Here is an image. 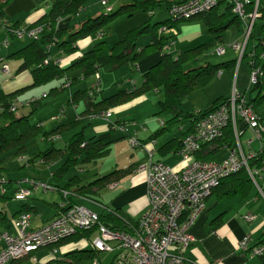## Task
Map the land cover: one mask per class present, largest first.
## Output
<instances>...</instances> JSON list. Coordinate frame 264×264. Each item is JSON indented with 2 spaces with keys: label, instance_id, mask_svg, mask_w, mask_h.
<instances>
[{
  "label": "crops",
  "instance_id": "0c3cea01",
  "mask_svg": "<svg viewBox=\"0 0 264 264\" xmlns=\"http://www.w3.org/2000/svg\"><path fill=\"white\" fill-rule=\"evenodd\" d=\"M56 1L57 0H9L3 8L2 16L4 21H6V23L14 28H36L40 26L43 27L40 35V40L38 41L40 48L43 51L49 53L50 57L48 58L53 61H59L58 66L60 67V70H66L67 68L72 66L77 58L91 50L97 42L104 40L109 46H111L117 41L123 39L125 34L136 26L148 21L152 22L151 17L154 15L153 14L152 16H149L146 13H137L129 19H125L123 17L119 18V20L116 21L114 25L111 24V30L109 31L107 36L100 37L99 35H94L93 37L83 39L81 42H79L80 45L78 47V51L68 56L61 55V52H58V50L54 48V44H50L49 39L46 38V36L48 35L46 34L47 31L45 30V25L51 12L52 6ZM99 1H101V3H99ZM102 1L104 0H88L83 9H81L77 15L57 20L55 25L56 28L66 29L69 33H72L73 31H76L80 27L81 23H83L88 18H95L101 14H105L107 12L106 5L110 7L111 10H113L115 8H118L120 5L122 6L129 3L128 0H124L126 1L125 3L121 2L120 0H107L106 5H103ZM116 2L117 4H115ZM75 17H77V19H75ZM15 38L16 37L9 34L4 29H0V42L4 41L0 44V66L2 64H6L8 66V73H0V93L4 96L15 94L13 101H18L19 99L17 97L20 92L35 87L44 88L49 83L55 81L54 85L45 94V97H56L64 90H68L69 96L65 105H70L74 111V119L72 121H66V119H61L58 114L55 115L53 117L54 122H58L59 120L60 122L54 128H50L49 130H47L44 128L41 121H38L35 124H31L29 115H18L17 105H15L16 109L15 111H13V116L15 118L26 117L30 125H34L40 130L39 133L36 134V136L26 142L24 149L25 152L23 153V155L26 154L28 150V142L32 139L39 138L43 143L50 142V144L52 145V143L59 140L63 141L64 138H66L63 141L62 147H54L52 145V147L56 149L63 150L69 145V141L72 139V137L77 134L82 135V139L84 140V142L93 139L96 141H100V143L102 144H107L109 152L107 156L95 161L94 163H81V160L79 159L74 166L78 165L79 163L83 166L96 164L100 160L109 157L113 151L116 154L114 155L115 161L110 166L111 168L107 173L98 174L96 172L93 178L94 180L88 181L84 180V178L83 181L80 175L67 176L69 170L72 167L69 168L67 172L62 176L55 175V172L59 170L65 158L58 161H51V163H49L48 165L43 164L45 168H40L38 170L35 169L31 174H26L24 173V171H21L15 178L13 177V173H11L8 169L11 184L7 186V191H5L4 194L0 193V216H2L0 217V234H2L3 232H7L10 235L15 234V229L12 226V221L19 214L25 212L31 214V229H37L47 224L59 214V206L63 201V193L68 194V191L52 190L51 192L59 194V200L57 201L54 197L50 196L52 202H45L48 206L43 205V203L40 206H37L35 202L38 201L33 198V195H36L39 192V189H41L43 192H47L42 188L37 187L35 189H32L31 195L28 198H25V200L20 201V203L15 204L9 202L11 199H14L13 195L17 188H29L28 184L22 182L24 179H30L42 183L46 182L48 184L56 183L60 188H65L68 184V188L65 189L75 191L83 185L92 183L93 181L103 176L118 171V173L112 177V180L105 186H101L99 187V189L93 187V189H91V192L93 193H89V195L85 197H74L73 200L79 206H81L82 202L97 204L98 207H100L98 212L88 208V210H92V212L97 215H105L106 213L110 212V210H113L117 211L119 215L130 219L133 222H137L148 206V200L146 197L145 175L143 173H137L136 171L137 167L141 163L145 162L147 153L140 150H131L129 149L130 147L128 148L129 145L127 143V140L129 134L135 135L140 142L145 144V147L149 151H152L153 160L162 162L163 164L179 172L185 166V163L182 161L179 155V143L191 128L194 120V117H192L193 114L197 115L199 113H203L204 111H207L210 107H212L215 101H217L218 99H226L228 97H226L227 90L218 89L215 90L214 94H212L213 100H211L212 102H210L211 106L207 107V104L209 103V98H207V100L203 99L201 107L193 104L191 105L193 106L191 110H186L183 108V103L186 100L189 101L197 97L193 94V91L192 93L187 95L180 104H175V108L173 110H167L165 108H162L160 104V102H163L165 99L164 90L160 88L152 89L150 91L139 94V96H136L129 102H124L115 106L114 108L107 109V111H110L111 113L110 117L108 118L109 122L117 125H123L127 130V132L125 133H113L114 131H111L107 122L104 123L102 121H99L100 123H97L96 121H92L94 120L93 116L84 114L85 102L83 100H77V102L74 103L72 97L77 93L86 92L94 85L98 86V99L100 100L111 97L120 90L134 91L140 88L143 85L144 81L143 75L160 61V52H156L142 58L135 68H132L129 65H124L129 72V76L127 78H124L125 82H127V84L125 85H123V81H116V83L112 84V80L111 78H109V76L111 75H102L99 70L97 71L99 79H96L95 75L84 76L81 69L71 68L68 69L66 73L60 77H55L51 81L42 85L33 86V79L30 71L19 70L22 60H18L15 57L16 53L30 46L33 43V40L24 37L23 39H17V41H15ZM138 40H140L141 43L140 45H138V49L140 50L143 47L151 44L152 36L151 38L149 36H144L142 38H139ZM147 42L149 43L145 45V43ZM2 44L3 48H1ZM174 47L177 48V45L172 42V46L169 49L170 55L172 56H176L181 52L180 50H178L177 52H173V49H175ZM173 58L176 59L175 57ZM199 59V57H194L191 59L189 58V60L183 62L182 70L188 71L202 67L206 64H210L206 63L204 65L196 66L195 68L190 67L188 69H184L185 64L191 61H199ZM232 60L235 59H230L227 61ZM235 68L237 69V66ZM105 69L113 72L118 70L119 68L111 70L108 68ZM234 69L232 68L222 71L219 70L217 73L219 77H223L224 73L226 72L228 76H230V78H233ZM239 70V68L236 70L234 78V83L236 85L235 91L240 94L246 102H249V98L253 97L254 94H251V86L249 85V82H247L246 70L242 72H240ZM121 74L122 76L125 75V71ZM120 77L121 76L117 75L116 79H119ZM87 79H89V82H87ZM211 80L208 82V84L211 82ZM85 81L87 82L86 86L82 85V83H85ZM245 81L247 83H245ZM223 83L228 86L229 90V77H227V79H225ZM232 84L233 82H231V85ZM244 92L248 93L247 99ZM150 93H153L157 97V99L155 97L153 98L151 95L149 96ZM38 99H35V104H30V100L25 103L21 102L20 106H32V110L34 111L36 108L41 106V101ZM225 103L226 102H224V104ZM59 109L61 115L65 116V114H67L68 117L69 115L72 116V113H65L68 109H64L63 107H59ZM131 112H133V114H131ZM157 115L159 116V120H156L154 118ZM0 118L5 121L3 125L0 122L1 129L8 124V120L5 118V116L1 115V110ZM65 118L67 117L65 116ZM97 119L100 120L102 118ZM79 124L82 126V129L80 130L79 128H77ZM237 128L240 132L239 144L243 153L245 155H248L250 153L256 152L259 149V143L254 139L252 132L241 123L237 125ZM247 131L250 132V136L242 142V137ZM52 132L53 135H55L54 133L57 134V137L53 140H51L50 137L47 138L49 135L52 136V134H50ZM62 133L65 134L62 135ZM231 134L233 139L232 142L230 144H224L217 153L213 154L211 160L221 161L222 159L219 160L217 159V157L222 153V151H225L227 152L226 154H228L230 149L235 148L236 139L232 128ZM255 144L256 146H254ZM214 146L216 147V145ZM41 152L43 151L36 152L33 154V156ZM6 167H9L8 163L6 164ZM252 168L259 169V167ZM112 181H117L118 186L116 188L110 189L108 185ZM257 183L261 191H264V173H262V178H257ZM100 189L106 190V194H108L106 198H103V202L93 198L97 195V192ZM41 194L42 198L44 197V195H48L45 193ZM2 196H4L5 198ZM8 206H10L8 209L9 213L6 211V207ZM245 215H253L254 220L251 223H246L243 219ZM189 233L193 237V241L185 251V255L187 258L193 261L194 264H264V257H252L249 252L242 253L239 250L240 241L247 235L250 237V243L248 245L249 249L257 245H264V195L259 192L258 188L253 183L252 187L247 191V193L242 196H239L237 194L222 196L216 192L212 193L206 201L204 212L190 228ZM74 245L76 244H69L62 247L61 249L63 251H68L70 248L72 249V246ZM2 246L3 241L0 239V247ZM57 251L58 249H53L51 251V255L56 254ZM32 255L33 253L30 254L29 257L21 259L20 263L24 261L27 262L29 260L38 262V260L35 259ZM45 258L41 259L39 264H41V262Z\"/></svg>",
  "mask_w": 264,
  "mask_h": 264
},
{
  "label": "trees",
  "instance_id": "16d2710c",
  "mask_svg": "<svg viewBox=\"0 0 264 264\" xmlns=\"http://www.w3.org/2000/svg\"><path fill=\"white\" fill-rule=\"evenodd\" d=\"M180 1L181 0H130L129 3L122 6L120 5L118 8L110 10L105 14H101L95 18H88L81 23L76 31L69 33L66 29L56 28V21L77 15L88 0H57L52 6L45 25V30L47 31L46 34L48 36H46V38L49 39V43L54 44V48H56L58 52H61V55L69 56L76 53L80 45L79 42L83 39L93 37L94 35H99L100 37L107 36V33L111 30L110 26L114 25L119 18L123 17L129 19L137 13H146L152 16L156 10L166 11L169 17L161 22L156 21L152 23L148 21L143 23L128 31L123 39L111 46L104 40L97 42L91 50L77 58L75 63L66 70H60V67L54 65L52 62L46 66L43 65V61L50 57L49 53L40 48L38 42L40 38L38 40H33L30 46L15 54L18 60H22L19 70H29L33 79L32 85L39 86L51 81L55 77L64 75L66 71L71 68L81 69L84 76L95 75L100 68H108L111 70L120 68L124 65L135 68L142 58L162 51L163 54H161L160 61L143 75L144 81L140 88L134 91L120 90L113 96L101 100L98 99L99 92L94 88H90L86 92L75 94L72 100L74 103L77 102V100H83L85 102L84 114L96 116L121 103L129 102L141 93L160 88L163 89L165 93L164 101L160 102L162 108L173 110L175 104H180L187 95L207 85L219 70L234 69L237 64L236 60H232L216 65L206 64L188 71L182 70L183 62L189 60V58L198 57V54L204 47L198 46L180 52L176 56L170 55L169 49L173 42L172 34L177 32V22L201 18L206 26H208L209 32L213 33L216 38H220L223 31L231 24L241 23L239 17L232 12V4L226 1H220L212 9L201 12L190 18L173 20L169 13V7ZM253 4L252 1V5L249 4L247 6V11L253 9ZM258 11L261 13L260 19L262 21H255L240 60L241 63L246 57L249 58L248 65L250 72L255 68H259L261 72L255 83L250 84L249 82L251 94H254V96L249 98V102L245 101L246 104L251 106L254 110L256 105L264 98V0H259ZM161 28H165L170 32H160ZM143 34H151L152 42L139 50L137 47V40L139 36ZM166 47L169 49L165 50L164 48ZM248 47H250L249 52H247ZM14 96L15 94L4 96L0 93L1 115H4L8 120V124L0 129V179L6 181L5 184L0 186V189L2 188L5 191H7V186L11 184L6 164L12 158L21 157L25 152L26 142L36 136L40 131L36 126L30 125L26 117L15 118L13 116L10 107L13 105L15 106V104L12 103ZM228 101L229 98H220L215 101L214 105L207 111L197 115L193 114L192 117L196 119L204 114H208L221 105V103L224 104V102ZM53 132L50 134L53 135ZM50 136L51 135L47 137L46 135L47 138ZM232 140L231 127L228 126V128L224 130L223 136L213 144L205 145L196 155V158L203 161L211 160L213 154L217 153L224 144H230ZM214 145H216V147ZM108 152L107 144H102L100 141L93 139L84 142L82 135L77 134L72 137L69 141V145L65 149L60 150L51 146V148L34 155L25 165L34 164L37 163V161H42V165H48L51 161H58L65 158L59 170L55 172V175L62 176L69 168L73 167L79 159L81 163H94L107 156ZM262 163H264V152L257 154L255 158L249 160V165L251 167H261ZM25 165H23V167H25ZM117 173L118 171L112 172L92 183L79 187L75 191L65 189L68 188V184L65 188H60L56 183H50V185L56 191H68L65 202L67 206H73L77 205L73 200L74 197L88 196L89 193H93L91 192L93 187L99 189V187L105 186ZM251 187V180L247 173L242 170L223 179L212 193L216 192L222 196L233 194L242 196L245 195ZM17 190L18 188L15 191ZM97 216L99 223L110 230L126 231L130 225L136 223L119 215L117 211L113 210H110V212L105 215ZM96 230L97 226L93 227L91 230L79 231L75 235L63 239L58 244L51 246L49 249L52 251L53 249H59L69 244H76L72 246V249L70 248L68 251H64V258H58L56 254H52L45 258L41 264H76L83 260H91L96 256V253L86 245H88L89 240L91 241L90 237L95 234ZM76 246L83 247L78 248ZM19 263L20 260L10 264Z\"/></svg>",
  "mask_w": 264,
  "mask_h": 264
},
{
  "label": "built area",
  "instance_id": "2783aa9c",
  "mask_svg": "<svg viewBox=\"0 0 264 264\" xmlns=\"http://www.w3.org/2000/svg\"><path fill=\"white\" fill-rule=\"evenodd\" d=\"M8 1L0 0V29H4L18 39L27 37L38 40L43 27L14 28L4 21L2 11ZM220 1L231 3L232 12L246 25L243 42L235 43L232 47L240 53V63L254 23L261 17L258 11L259 0H181L169 7V13L173 20L187 19L188 14L195 16L206 12ZM252 1L253 9L247 11V6L252 5ZM106 3L107 0L102 1L103 5ZM106 10L109 12L111 9L106 5ZM160 32L170 31L161 28ZM215 53L222 56L225 50L218 48ZM51 62L59 65L58 60L51 61L50 58L45 59L42 64L46 66ZM0 73H8L6 64L0 66ZM260 73L259 68L250 72V84L256 82ZM95 77L99 79L97 73ZM92 88L99 91L97 85ZM31 102L34 103L35 100L29 103ZM15 109L14 105L10 107L11 112ZM110 115V111H105L93 118L106 120L111 130L127 132L125 126L109 122ZM239 123L247 127L259 143L257 153L248 155L243 153L239 144L240 132L237 128ZM228 126L234 132L235 148L230 149L228 155L221 161L198 160L196 155L203 147L221 138ZM56 137L55 134L50 136V139L53 140ZM128 142L132 149L147 153L145 162L141 163L136 171L145 175L148 206L134 225H130L126 231L110 230L99 223L98 216L94 212L79 205L67 206L65 202L67 193H63L59 214L47 224L31 229V214L21 213L12 221L15 234L10 235L7 232L0 234V239L3 241V246L0 247V264H10L29 257L38 249L54 246L79 231L91 230L95 226H97V237L89 243V247L96 253V256L91 259V264H194L185 255V251L193 241L189 230L204 212L207 199L222 180L245 170L250 180L262 193L257 178H262L264 163L259 169H253L249 165V160L264 152V119H261L252 107L246 104L243 97L235 92L232 93L228 102L193 120L190 131L180 142L179 155L185 166L179 172L162 162L153 160L152 151H149L135 135L129 134ZM37 163L42 164V161H37ZM22 182L28 184L29 188H20L15 191V199L28 198L31 190L37 187L44 191L54 190L46 182H36L30 179H24ZM5 183L4 179H0V186ZM108 186L110 189L116 188L118 182L112 181ZM4 192L5 190L1 188L0 193ZM243 219L246 223H251L254 216L245 215ZM249 243L250 237L247 235L240 241L239 250L242 253L249 252L252 257H264V245L249 249Z\"/></svg>",
  "mask_w": 264,
  "mask_h": 264
},
{
  "label": "rangeland",
  "instance_id": "374dc122",
  "mask_svg": "<svg viewBox=\"0 0 264 264\" xmlns=\"http://www.w3.org/2000/svg\"><path fill=\"white\" fill-rule=\"evenodd\" d=\"M120 1L123 3L126 2L124 0H120ZM128 1H130V0H128ZM136 1H145V0H136ZM99 3H101V1H99ZM115 4H117V2ZM168 17L169 16H168L166 11L156 10L154 12V15L151 17L152 23H155L156 21L166 20ZM260 18H258L257 21H260L261 20ZM75 19H77V17H75ZM240 22L241 23L231 24L225 31H223L220 38H216L213 33L209 32L208 26H206L205 22L201 18H193V19H189L188 21H179L176 24L177 25V28H176L177 32L172 34V40H173L174 44L177 45V48L174 47L175 49H173V52H177L178 50L183 52L185 50L192 49V48H195L197 46H203L204 48L198 54V57L200 58L199 61L188 62L187 64L184 65V69H188L190 67L195 68L196 66L204 65L206 63L217 64V63L224 62V61H227L230 59H235L236 63H237V65H236L237 69L239 68L240 72L246 70L247 82H249V75H250V70H249L250 68L248 65L249 58L246 57L245 59H243L241 61V63H239L240 53L232 49V47L235 43H242L244 40L243 37H244V33L246 31V25L242 21H240ZM140 25H138V26H140ZM144 36H149L151 38V34H143V35L139 36V38H142ZM17 39L18 38H15V41H17ZM3 42L4 41H1L0 44ZM148 43L149 42L145 43V45H147ZM140 44H141L140 40H137V47ZM142 46H144V45H142ZM1 48H3V44L1 46ZM218 48H224L226 54L224 56L217 55L215 53V51ZM247 50H248L247 52H249L250 47H248ZM160 54H163V52L161 51ZM237 69L235 68L233 71L234 72L233 78H230V76H228V74L226 72L224 73L223 77H219L218 73H216V75L213 77V79L211 80V82L208 85H206L204 88L198 89V90L193 92V94L196 95L198 98L196 97V98L191 99L189 101L186 100L183 103V108L186 110H191L193 108V106H191V105H193V104L201 107V105L203 103V99L207 100V98H209V103L207 104V107L211 106L210 102H212L211 100H213L212 94H214L215 90H218V89L219 90L220 89L227 90L226 97L228 96L227 98H230L232 96V93L234 92V90H236L234 78H235V73H236ZM124 71H125V75L122 76L121 73H123ZM99 72L102 75H111V76H109V78H111L112 84L116 83V81L117 82L123 81V85L127 84V82H125V80H124V78H127L129 76V72H128V69L126 68V66L120 67L118 70L113 71V72L108 71L105 68H101V69H99ZM117 75L121 76V77L119 79H116ZM227 77H229V80H230L229 90H228V86L223 83V81L225 79H227ZM139 81H140V79H139ZM87 82H89V79H87ZM87 82L85 81V83H82V85L86 86ZM231 82H233L232 85H231ZM247 82L245 81V83H247ZM54 83H55V81L49 83L44 88L35 87V88L27 89L23 92H20L18 97H17L19 100L18 101L17 100L12 101V103L17 105V114L18 115H29V120H30L31 124H35L38 121H41L42 125L47 130H49L50 128H54L60 122V120L58 122L57 121L54 122V120H53V117L57 114L59 115V117H61V119H64V120L66 119V121H72L74 119V111L70 105L69 106L65 105V103L68 99V96H69L68 90H64L61 94L57 95L56 97H51V96L45 97V94L54 85ZM244 94L246 95V99H247L248 93L244 92ZM150 95L153 98L155 97L157 99V97L153 93H150L149 96ZM35 99H38L41 101V106L36 108L34 111L32 110V106H20L21 102L25 103V102H28L30 100H35ZM35 102L34 103L31 102L30 104H35ZM59 107H63L64 109H68L65 113H72V116L69 115V117H68V115L65 114V116L67 117V118H65V116L61 115V113L59 112L60 111ZM32 111H33V113H32ZM255 111L261 116L260 117L261 119H264V98H262L260 103L258 105H256ZM133 112H138V111H133ZM133 112H131V114H133ZM12 113H14V112H12ZM154 118L156 120H159L158 115L155 116ZM92 121H96L97 123L99 121H102L104 123L107 122L106 120H102V119L99 120L97 118H94V120H92ZM0 122L2 125L5 123V121L2 120L1 118H0ZM77 128H79V130H80V129H82V126L79 124ZM111 131H114L113 133H120L119 130H111ZM64 134L65 133H62V135H64ZM249 136H250V132L247 131L245 133V135L242 137V142L246 138H248ZM64 137H66V136H64ZM65 139L66 138H64V140ZM126 140H127V137H126ZM63 141H60V140L56 141V142L52 143V145L54 147H62ZM127 143L129 145L128 140H127ZM52 145L50 144V142L43 143L39 138L32 139L31 141H29L28 142V150H27L26 154H24L22 157L12 158L10 161H8V165H9L8 169L11 173H13V177L14 178L17 177L18 173L21 171H24V173H26V174H31L35 169L38 170L40 168H45V166H43L42 164L40 165L38 163H34V164L25 165V163L29 162V160L33 157L34 153L44 151L47 148L51 147ZM254 146H256V144ZM129 147H130V145L128 146V148ZM129 149L134 150V151L137 150V149H132L131 147ZM121 150H122V147H121ZM226 153L227 152L222 151V153L217 157V159H219V160L223 159L226 155H228ZM115 154L116 153L113 151L109 157H106V158L100 160L96 164H89V165L83 166L82 164L79 163L78 165L72 167L69 170V173L67 174V176L80 175L82 177V180H83V178L86 181L94 180L93 178H94L96 172L98 174H103V173H107L109 171V169L111 168L110 166L115 161V158H114ZM23 165H25V167H23ZM18 189H20V188H18ZM41 193H45L48 195H44V197L42 198ZM52 193L53 192H51V191L43 192L41 189H39V192L36 195H33L34 196L33 198L36 201H38V202H35L37 204V206H40L42 203H43V205L48 206V205H46L45 202L46 201L49 203L52 202V199L50 196L54 197L55 200L58 201L60 198L59 194H56V193L52 194ZM107 196H108V194H106V190L100 189L97 192V195L94 196L93 198L98 200V201L103 202L102 201L103 198H106ZM13 198H14V195H13ZM23 200H25V199H15L14 198V199H11L9 202L17 204ZM81 206L85 207L87 209L89 208V209L95 210L96 212H98V210L100 208V207H98L97 204H92V203H88V202H82ZM9 207L10 206L6 207L7 212H8ZM25 213H27V212H25ZM95 237H97V232H95V234L92 235L90 237V239L93 240ZM89 241H88V245H86L88 247L90 246ZM76 247L82 248L83 246H76ZM49 248L38 249V251H35L33 253L32 256H34V258L37 259L38 262H33L32 260H29L27 262L24 261V262H21L19 264H39L41 259L51 255L52 252ZM61 248L62 247H60L58 249V251L56 252V256L58 258H64V253H63L64 251ZM54 250H57V249H54ZM76 264H91V260H83V261L78 262Z\"/></svg>",
  "mask_w": 264,
  "mask_h": 264
},
{
  "label": "clouds",
  "instance_id": "9594fccd",
  "mask_svg": "<svg viewBox=\"0 0 264 264\" xmlns=\"http://www.w3.org/2000/svg\"><path fill=\"white\" fill-rule=\"evenodd\" d=\"M234 92L237 93L235 90H234ZM238 95H240V94H238ZM241 97H242V96H241ZM243 99H244V98H243ZM244 101H245V100H244ZM250 107H251V106H250ZM252 109H253V108H252ZM253 110H254V109H253ZM254 112L257 114V112H256L255 110H254ZM257 115H258V114H257ZM258 116H259V115H258ZM259 117H260V116H259ZM258 151H259V149H258L256 152H253V153H257ZM40 165H41V164H40ZM241 171H242V170H241ZM244 171H245V170H244ZM239 172H240V171H239ZM245 172H246V171H245ZM246 173H247V172H246ZM247 175H248V174H247ZM248 177H249V176H248ZM249 179H250V178H249ZM251 182H252V181H251ZM252 183H253V182H252ZM258 186H259V185H258ZM262 193H264V191H262ZM59 211H60V209H59ZM91 241H92V240H91ZM91 241H90V242H91ZM257 246H259V245H257ZM34 252H35V251H34ZM34 252H33V253H34ZM31 254H32V253H31ZM20 260H21V259H20ZM17 261H18V260H17Z\"/></svg>",
  "mask_w": 264,
  "mask_h": 264
},
{
  "label": "bare ground",
  "instance_id": "6f19581e",
  "mask_svg": "<svg viewBox=\"0 0 264 264\" xmlns=\"http://www.w3.org/2000/svg\"><path fill=\"white\" fill-rule=\"evenodd\" d=\"M187 17H188V18H189V17H192V15H191V14H188Z\"/></svg>",
  "mask_w": 264,
  "mask_h": 264
}]
</instances>
